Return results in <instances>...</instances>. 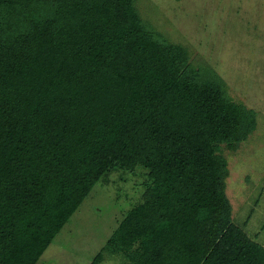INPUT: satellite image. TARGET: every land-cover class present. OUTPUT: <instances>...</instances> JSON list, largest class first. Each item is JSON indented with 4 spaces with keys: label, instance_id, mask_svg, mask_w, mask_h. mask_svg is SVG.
I'll list each match as a JSON object with an SVG mask.
<instances>
[{
    "label": "trees",
    "instance_id": "1",
    "mask_svg": "<svg viewBox=\"0 0 264 264\" xmlns=\"http://www.w3.org/2000/svg\"><path fill=\"white\" fill-rule=\"evenodd\" d=\"M136 0H0V264H36L93 185L142 166V200L90 264H264L228 164L256 127Z\"/></svg>",
    "mask_w": 264,
    "mask_h": 264
},
{
    "label": "rangeland",
    "instance_id": "2",
    "mask_svg": "<svg viewBox=\"0 0 264 264\" xmlns=\"http://www.w3.org/2000/svg\"><path fill=\"white\" fill-rule=\"evenodd\" d=\"M141 17L190 61L224 80L226 95L254 110L256 127L236 149L220 146L232 218L264 245V0H136ZM146 170L114 169L96 182L36 264H90L123 215L142 200ZM99 264H129L107 255Z\"/></svg>",
    "mask_w": 264,
    "mask_h": 264
},
{
    "label": "crops",
    "instance_id": "3",
    "mask_svg": "<svg viewBox=\"0 0 264 264\" xmlns=\"http://www.w3.org/2000/svg\"><path fill=\"white\" fill-rule=\"evenodd\" d=\"M262 244V243H261Z\"/></svg>",
    "mask_w": 264,
    "mask_h": 264
}]
</instances>
